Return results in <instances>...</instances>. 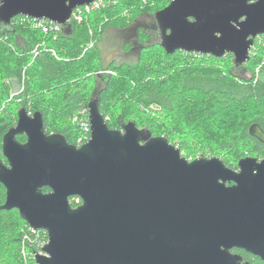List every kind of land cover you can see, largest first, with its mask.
<instances>
[{
	"label": "water",
	"instance_id": "95a60500",
	"mask_svg": "<svg viewBox=\"0 0 264 264\" xmlns=\"http://www.w3.org/2000/svg\"><path fill=\"white\" fill-rule=\"evenodd\" d=\"M94 1L0 0V23L64 28ZM154 18L166 54H230L241 66L264 35V0H171ZM87 110L90 139L78 148L23 108L2 138L1 209L47 234L35 264H241L233 247L264 260V159L239 160V172L218 157L187 160L132 121L110 129L97 100ZM248 133L264 144L258 125ZM70 198L81 202L73 208Z\"/></svg>",
	"mask_w": 264,
	"mask_h": 264
},
{
	"label": "trees",
	"instance_id": "16d2710c",
	"mask_svg": "<svg viewBox=\"0 0 264 264\" xmlns=\"http://www.w3.org/2000/svg\"><path fill=\"white\" fill-rule=\"evenodd\" d=\"M168 3L122 0L88 14L81 22L69 21V28L64 31L62 27L56 37L42 33L28 18L16 17L7 26L0 23V162L6 165L2 138L16 125L21 108L29 115L41 113L47 135L61 134L75 145V123H62L73 117L87 119V105L95 90L94 73L100 72V113L104 119L109 110L121 113L114 129L130 121L142 129L144 117H162L170 121V134L164 137L187 160L196 158L189 149L191 141L203 143L214 153L209 157L218 156L230 168L246 157L262 159L264 144L248 133L253 124L264 131V54L258 52L257 41L245 64L250 74L247 79L230 71V54L214 58L176 51L168 55L160 43H147L142 32L138 33L141 48L134 65L110 61L106 70L101 67L99 45L106 28L127 27L140 14H155ZM116 89L120 93H114ZM52 117L59 119L57 125H52ZM146 130L153 137H162L150 126ZM16 140L24 143L25 137ZM41 191L49 192L47 188ZM75 200L69 199L73 208L81 202ZM4 201L5 190L0 185V264H35L47 234L32 232L16 210H2ZM250 261L264 264L257 258Z\"/></svg>",
	"mask_w": 264,
	"mask_h": 264
},
{
	"label": "rangeland",
	"instance_id": "374dc122",
	"mask_svg": "<svg viewBox=\"0 0 264 264\" xmlns=\"http://www.w3.org/2000/svg\"><path fill=\"white\" fill-rule=\"evenodd\" d=\"M169 4V3H168ZM126 12V11H125ZM124 12V13H125ZM127 15V14H124ZM152 16H145V14H140L135 18V20L124 28H116L113 26L108 27L104 30L102 35V39L100 42V64L103 69H107V64L110 61L116 62L117 65L126 64V65H134L138 58L139 52V44L137 41L138 33L142 32L147 35V43H160V30L156 24L154 14H150ZM23 22V21H22ZM96 24H100V22H96ZM23 25V23H22ZM69 27L65 26L64 31H66ZM264 43H259L258 47L259 53L264 54ZM18 45L22 46V40L18 39ZM232 66L230 65V71L240 77V78H250V74L246 71V67H236L234 64V59L231 60ZM230 63V64H231ZM225 68L229 67L227 64H222ZM108 74V73H107ZM94 82H95V90L91 100H97L98 92L103 87V83L101 80V72L94 73ZM114 93H120L119 90H115ZM119 118H121V113L117 109L109 110L106 112V121L110 125L111 128L114 129V122H116ZM83 118H70L67 121H64L62 125H66L67 123H75L76 126V137L80 136L82 133L80 124ZM52 125H57L59 123V119L57 117H52L51 119ZM169 122V123H168ZM140 128L145 129L150 126L152 130L156 132V135L164 137L165 135L170 134L168 126L170 121L163 119L162 117H156L149 115V117H144L141 121ZM120 130V129H119ZM148 131V130H147ZM52 134V133H51ZM151 134V133H150ZM175 141V140H174ZM189 149L191 154L194 153L193 156L196 158H210L209 156H213V152L201 142L191 141L189 144ZM218 157V156H217ZM195 158V159H196ZM194 160V159H193ZM27 262L25 261V264Z\"/></svg>",
	"mask_w": 264,
	"mask_h": 264
},
{
	"label": "built area",
	"instance_id": "2783aa9c",
	"mask_svg": "<svg viewBox=\"0 0 264 264\" xmlns=\"http://www.w3.org/2000/svg\"><path fill=\"white\" fill-rule=\"evenodd\" d=\"M119 1H122V0H96L89 5L75 9L72 12L71 18L69 21L73 20L76 22H81L84 19V17L87 16L88 14L94 11L100 10L106 6H113ZM137 1L143 4H146L148 0H137ZM166 1L170 2L171 0H166ZM32 21L34 22L33 24H35L34 26L36 28H39L44 34H52L54 37H56L62 30L61 25H58L52 22L42 21V20H39V21L32 20ZM35 54H37L36 50H35ZM107 73L110 74V72H107ZM79 124L82 130V133H80V136H78L75 139L74 146H76L77 148L85 144L90 139V126H89L88 117L87 119H82L81 123ZM79 200L80 199L76 198L75 203L78 204ZM31 231L34 232L36 230L31 229Z\"/></svg>",
	"mask_w": 264,
	"mask_h": 264
},
{
	"label": "flooded vegetation",
	"instance_id": "af4514ba",
	"mask_svg": "<svg viewBox=\"0 0 264 264\" xmlns=\"http://www.w3.org/2000/svg\"><path fill=\"white\" fill-rule=\"evenodd\" d=\"M254 1H256V0H251V2H254ZM145 16H152V15H150V14H145ZM160 38H161V32H160ZM137 41H138V38H137ZM255 41H257V43L259 44L260 42L261 43H264V35H260V36H257L255 39H254V42H253V47L251 48V50H250V54H251V51H252V49L254 48V44H255ZM160 42H161V40H160ZM138 44H139V42H138ZM257 44V45H258ZM140 46V45H139ZM263 46H264V44H263ZM140 48H141V46H140ZM140 48H139V50H140ZM246 64V63H245ZM245 64H243V65H241V66H236V67H242V68H244L245 67ZM262 159H264V157L262 158ZM262 159H260V160H262ZM260 160H258V161H260ZM6 161V160H5ZM239 162V161H238ZM238 162L236 163V167L235 168H230V167H228V166H226L227 168H229L230 170H232V171H234V172H239V169H238ZM6 164H7V162H6ZM233 185V183L231 182V183H227L226 184V186L227 187H230V186H232ZM229 253H231V255H234V256H238V257H240V259H241V264H251V259L252 258H257L258 260H260V261H262V262H264V260H262L259 256H257V255H254V254H252V253H250V252H247L245 249H241V248H236V247H233V248H231L230 250H229Z\"/></svg>",
	"mask_w": 264,
	"mask_h": 264
},
{
	"label": "crops",
	"instance_id": "0c3cea01",
	"mask_svg": "<svg viewBox=\"0 0 264 264\" xmlns=\"http://www.w3.org/2000/svg\"><path fill=\"white\" fill-rule=\"evenodd\" d=\"M113 61V60H112Z\"/></svg>",
	"mask_w": 264,
	"mask_h": 264
}]
</instances>
